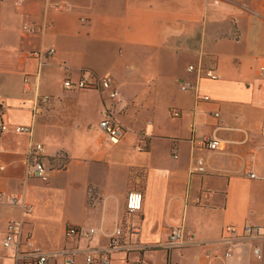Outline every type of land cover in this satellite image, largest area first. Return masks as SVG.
Masks as SVG:
<instances>
[{
  "label": "crops",
  "instance_id": "1",
  "mask_svg": "<svg viewBox=\"0 0 264 264\" xmlns=\"http://www.w3.org/2000/svg\"><path fill=\"white\" fill-rule=\"evenodd\" d=\"M49 49L51 57H32ZM263 69L264 0H0L8 127L0 134V220L10 213L0 221V264H25L3 247L11 220L50 254L47 264H67L65 250L77 252L73 264H86L88 253L110 264H200L208 251L210 264H264ZM107 75L112 83L101 92L63 84ZM186 82L194 89L182 90ZM106 117L125 129V139L114 143L98 128ZM18 126L32 132L16 133ZM205 138L221 149H209ZM38 143L43 162L68 158L48 183L28 177L23 162ZM199 159L202 174L195 173ZM250 171L258 178H248ZM131 191L143 195L132 218L136 235L125 207ZM43 201L51 205L40 211L50 223L39 226V236V213H24L22 205L35 210ZM231 225L249 228L247 239L228 236ZM174 226L190 238L160 248ZM119 229L120 249L111 245Z\"/></svg>",
  "mask_w": 264,
  "mask_h": 264
},
{
  "label": "built area",
  "instance_id": "2",
  "mask_svg": "<svg viewBox=\"0 0 264 264\" xmlns=\"http://www.w3.org/2000/svg\"><path fill=\"white\" fill-rule=\"evenodd\" d=\"M21 1V0H20ZM27 28V27H25ZM53 50L50 52H44L41 54L40 57H51L53 54ZM188 71L193 73V72H198L199 75L203 78H208V79H215V73L212 70H205L203 68L197 69L195 66H189ZM112 83V78L111 76L107 75L105 77H98V76H91V77H86L82 78L80 81H78L76 84H73L71 81H66L64 83L65 87L67 89H71L73 87H77L79 89L83 90H95L101 92L102 89H107L110 87ZM194 89L193 84L190 82H186L182 84V90L187 91V90H192ZM111 97L115 98L116 93L114 91L111 92ZM204 100L209 101V97H204ZM0 105H2V101L0 100ZM174 116H179V113L177 111H173ZM212 115L215 118H220V113L219 112H213ZM98 128L105 132L109 139L117 143L120 140L124 139L125 132L124 129L116 122L110 120L109 118H104L101 120L98 124ZM5 129V127H4ZM16 131L19 132H28L31 133V129L28 127H16ZM144 141V139H142ZM203 144H206L209 149L216 150L221 148V144L217 141H211L207 138H205L202 142ZM138 151H144L145 150V144L142 143L139 145L137 148ZM46 151L45 148L42 144H34L30 147V149L25 153V167L27 169V176L30 177L31 175L37 179H40L42 181H48L51 177V171L45 166V163L41 160L42 156L45 155ZM205 168H204V162L202 159H199L197 162V169L195 170V173L197 174H202L204 173ZM248 178L250 179H257L258 177L256 174L252 171L248 173ZM0 198H2V195L0 193ZM143 206V195L139 191H131L128 193L127 198H126V212L127 214L131 217V220L129 221L128 224V229L132 234H139L140 233V228L139 226L134 222L132 219L135 215H137ZM23 212H26V205H22ZM6 237L5 240L3 241V245L6 249L13 248L14 253H15V258L17 261L24 260L26 258H34L36 261V264H47L48 259L50 257V254L47 252L42 251L40 248H32V249H24L22 248V243L24 242L23 236H22V222L19 221H14L11 220L7 223L6 225ZM226 234L228 236H232L235 239H242L245 240L247 239L246 234L249 233L251 230L249 228L244 229L243 231L239 230L238 227L236 226H227L226 229ZM94 230L92 229L90 233H93ZM76 234L74 229H69L67 231V235H73ZM123 232L122 230H118L115 234V236L111 240V245L114 248H121V236ZM88 236V235H87ZM259 237L264 239V226L262 228L261 234ZM190 237L185 234L183 229L178 226H174L170 229L169 236L168 238L163 241L159 247L165 250H173L175 248H178L180 246H183L186 244V241ZM229 239L232 240L231 237ZM26 246V245H24ZM32 246V245H31ZM27 247V246H26ZM253 254L255 258L258 260L263 258V253L260 247H255L253 250ZM63 254L67 257V264H73V258L72 256L76 255V251L72 250H65ZM231 251L228 250L225 253L226 257H230ZM210 259H211V254L208 251L201 259H200V264H210ZM85 263L86 264H110V261L108 259H99L92 253H88L85 255Z\"/></svg>",
  "mask_w": 264,
  "mask_h": 264
},
{
  "label": "rangeland",
  "instance_id": "3",
  "mask_svg": "<svg viewBox=\"0 0 264 264\" xmlns=\"http://www.w3.org/2000/svg\"><path fill=\"white\" fill-rule=\"evenodd\" d=\"M18 1V3L19 4H21L24 0H17ZM25 27H27V28H25ZM23 30L25 31V32H29V33H32V34H37L39 31H40V27H38L37 25H32V26H29V25H24V27H23ZM52 49H49V50H46V51H42V52H40V53H37V54H32V57H38V58H40V56H41V54L42 53H46V52H50ZM54 51V50H53ZM52 56V55H51ZM264 70V69H263ZM27 81V80H26ZM66 81H71V80H69V79H67V80H65L64 81V83L66 82ZM80 81V80H79ZM29 82V81H28ZM72 82V81H71ZM63 83V84H64ZM73 83V82H72ZM77 83V82H76ZM76 83H73V84H76ZM64 87H65V85H64ZM73 88H75V87H73ZM73 88H71V89H73ZM77 88V87H76ZM75 88V89H76ZM65 89H67L66 87H65ZM71 89H69V90H71ZM77 89H79V88H77ZM99 92V91H98ZM112 92V91H111ZM111 92H110V97H111ZM49 98L50 97H48V96H45V97H41V101L43 102V103H47L48 102V100H49ZM112 98V97H111ZM113 99V98H112ZM0 100L2 101V105H0V134L3 132V131H6L7 130V126L5 125V124H3L2 123V117H3V114H4V112H5V109H6V107H7V104L5 103V101L2 99V98H0ZM106 118H108V117H106ZM111 120V119H110ZM100 122V121H99ZM117 123V122H116ZM97 124V123H96ZM96 124H93V125H96ZM99 124V123H98ZM120 125V124H119ZM98 126V125H97ZM121 126V125H120ZM4 127H5V129H4ZM18 127H21V126H18ZM22 127H27V126H22ZM122 127V126H121ZM28 128H30V127H28ZM91 128H96V126L95 127H91ZM123 128V127H122ZM31 129V128H30ZM124 129V128H123ZM14 131L16 132V133H21V134H23V133H26V134H29L28 132H19V131H16V129H14ZM31 132H32V129H31ZM124 132H125V129H124ZM126 133V132H125ZM124 139H125V136H124ZM123 140V139H122ZM122 140H120V141H122ZM119 141V142H120ZM203 142V141H202ZM203 144V143H202ZM221 149V148H220ZM212 150V149H211ZM46 151V150H45ZM137 151H138V149H137ZM145 151V150H144ZM144 151H138V152H144ZM62 156H65V155H62ZM54 159H56V162L57 163H61V166H65V162H63L62 160H63V158H61L59 161H58V158H54ZM48 160V159H47ZM47 160L45 159V166L51 171V177H50V179L52 178V175H53V171H54V169H56V168H59L58 166V164H56V166H53V165H50V164H48V162H47ZM203 160V159H202ZM23 162H25V153H24V155H23ZM204 162V161H203ZM37 179V178H36ZM50 179L48 180V181H42V180H40V179H38V180H40L42 183H48L49 181H50ZM19 192H21V191H19ZM0 193H1V195H2V198H0V200H2L3 198H4V193L2 192V191H0ZM46 201H43V202H41V203H38V205H37V209H35V210H32V207L30 208L29 206H26L27 207V209H26V213H31L30 215H32L33 213L34 214H37V213H39V216H38V218H37V234L40 236V235H42V233L45 231V229H41V228H39V226L40 225H44V226H46L47 224H49L50 223V221L49 220H47V219H45V217L43 216V214H42V212H40V211H44V210H46L49 206H51V205H49V204H47V203H45ZM47 204V206H45ZM56 207V206H55ZM57 209H59V206L57 207ZM22 210H23V208H22ZM34 211V212H33ZM9 216H10V213L8 212V211H5V212H3V214H2V220L4 221V220H8V218H9ZM2 220H0L1 222H2ZM38 228H39V230H38ZM6 230H7V228H6ZM22 232H23V223H22ZM7 233V232H6ZM22 236H23V233H22ZM5 237H6V235H5ZM4 240H5V238H4ZM22 241H24V242H21L22 243V248H24V249H32L33 247L34 248H40V247H38V246H36L29 238H23V240ZM4 243V242H3ZM24 245H26V246H24ZM32 245V246H31ZM3 247H4V245H3ZM5 248V247H4ZM6 249V248H5ZM41 249V248H40ZM42 251H43V249H42ZM254 252V251H253ZM255 257V256H254ZM257 259V258H256ZM258 260V259H257ZM261 260V259H260Z\"/></svg>",
  "mask_w": 264,
  "mask_h": 264
},
{
  "label": "trees",
  "instance_id": "4",
  "mask_svg": "<svg viewBox=\"0 0 264 264\" xmlns=\"http://www.w3.org/2000/svg\"><path fill=\"white\" fill-rule=\"evenodd\" d=\"M61 158H63L62 161L65 162V163L68 161V158L66 156H61ZM47 162H48V164L53 165V166H56V164H58L56 162V159H54V158L48 159ZM24 261H25V264H36L35 259L31 258V257L24 259Z\"/></svg>",
  "mask_w": 264,
  "mask_h": 264
}]
</instances>
